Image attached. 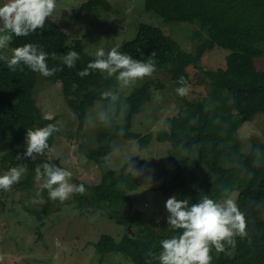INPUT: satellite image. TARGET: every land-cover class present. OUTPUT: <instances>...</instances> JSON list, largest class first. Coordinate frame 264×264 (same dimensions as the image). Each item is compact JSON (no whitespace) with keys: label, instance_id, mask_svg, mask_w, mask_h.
<instances>
[{"label":"trees","instance_id":"16d2710c","mask_svg":"<svg viewBox=\"0 0 264 264\" xmlns=\"http://www.w3.org/2000/svg\"><path fill=\"white\" fill-rule=\"evenodd\" d=\"M97 8L109 11L110 4L107 0H87L79 12L91 13ZM144 10L167 20L199 24V30L192 34L193 39H200L193 53L181 51L170 36L144 23L139 24L136 35L118 49L141 61H147L149 54L155 51L153 74L166 73L176 88L181 87L178 83L181 77L187 84L189 66L202 69L200 60L206 51L214 47L228 51L224 68L201 72L209 88L206 97L184 100L181 110L165 119L166 131L160 130L157 134L173 148L184 149L185 155L168 165V181L163 176L156 178L155 190L170 196L180 195L177 199H188L190 205L203 196L220 201L225 188L229 195L238 190L236 202L245 216L247 234L243 238L236 236L235 245L226 244L222 252L212 248L211 264H264V141L253 140L248 152L242 153L238 137V129L244 122L252 120L259 112L264 113V69L257 71L254 66V58L262 54L261 45H264L261 44L264 42V0H144ZM26 43L41 46L48 53L49 68L63 69L43 78L51 86L61 88L66 106L78 121L77 132L81 131L87 111L94 103H104L96 146L88 149L82 143L77 144V152L90 163L86 165L83 161V164L88 169L96 166L100 180L87 185L74 179V184H83L86 191L83 195L74 193L73 202L82 208L101 207V204L107 206L105 210L116 208L122 216L119 220L127 226L134 225L137 230L134 234H124L119 241L110 235H101L94 244L96 251L101 256L120 253L134 264H158L148 253L158 255L160 241L178 236L182 230L167 233L156 230L158 223L141 222V212L134 207L136 198L129 196V192L141 185V175L131 173L128 163L110 169L104 156L111 151V141L115 138L135 141L138 149L149 143L152 137L149 133L142 136L131 131L132 120L141 106L150 101V84L153 92L163 89L164 84L157 79L145 81L122 97L124 91L98 71L81 78L77 73L94 58L85 52L81 40L71 37L51 17L42 29L26 37H13L10 45L15 48ZM69 51L77 52L80 57L71 69L61 63V57ZM0 55H3L1 50ZM38 75L23 65L11 71L6 62L0 60V155L7 163L1 167L7 171L12 167L25 168L20 185L26 190L34 189L35 184L42 181L36 178L38 166L49 163L66 169L59 158L17 157L25 151L29 129L49 123L59 128L58 117L44 120L32 97ZM107 90L116 92L119 98L111 102L101 99V92ZM124 104L127 109L121 116ZM67 129L63 123V129L54 133L48 144L53 143L54 135L63 134ZM48 206L42 205L41 212L45 215L49 213ZM27 209L40 218L39 212Z\"/></svg>","mask_w":264,"mask_h":264},{"label":"rangeland","instance_id":"374dc122","mask_svg":"<svg viewBox=\"0 0 264 264\" xmlns=\"http://www.w3.org/2000/svg\"><path fill=\"white\" fill-rule=\"evenodd\" d=\"M86 1L56 0L57 7L51 17L60 23L71 37L81 40L85 52L94 59L99 48H104L105 51L113 47L119 49L123 42L136 35L141 23L159 28L185 53L195 52L200 43V39L192 38V34L199 30L196 21L164 19L152 11H145L144 0H107L110 4L109 11L97 8L91 13L79 12ZM5 2L6 0H0V5ZM261 47L262 54L254 58L257 71L264 69V45ZM13 48L9 45L1 52L10 57ZM227 53L225 49L214 47L203 54L200 60L201 70L189 66L187 85L190 86V91L183 97L176 93L177 88L164 72L144 78L131 88H120L124 91L121 92L123 97L142 86L145 81L157 79L164 84L163 89L154 92L150 84V101L141 106L139 113L132 120V132L139 135L152 134L149 146L140 150L137 148V142H126L119 137L111 142L110 149L114 145V151L104 157L110 169H117L128 163L131 173L141 175V185L135 191L129 192V196L136 198L134 207L141 212L140 221L144 224L158 223L157 231L168 229L170 233L175 230L166 223L168 213L164 205L170 195L155 190L156 178L163 176L168 181V165L182 158L185 150L173 148L169 141L157 142L155 134L164 127L163 120L174 115L183 106L184 100L206 97L209 88L205 85L201 72L204 69L224 68ZM102 74L117 84L114 76L107 77L106 73ZM41 76H37L32 92L36 105L43 115L52 114L58 117L60 129H63V123L68 129L63 134L54 135L46 155L37 157L59 158L62 165L72 172L70 183L74 184L73 181L77 178L91 185L97 184L100 172L96 166L91 169L86 167L90 163L77 152V144L82 143L88 149L95 147L100 121L104 117V103H94L87 111L81 131L77 132L78 121L73 111L66 106L61 88L58 85L51 86ZM238 137L242 153L248 152L253 140L264 141V113L259 112L252 120L244 122L238 129ZM6 164L0 155V175L7 172L1 167ZM23 179L24 173L21 180L8 191L0 189V264H134L130 258L120 253L101 256L94 247L103 234L119 241L126 233H136L134 225L127 226L119 220L122 216L117 213L116 208L105 210V204H101V207L76 208L71 196L64 202L51 200L47 190L37 197L36 193L43 181L36 183L34 189L26 190L20 185ZM237 194L238 190H234L230 196L236 200ZM46 204L49 205L47 215L41 212L42 205ZM26 207L39 212L40 218ZM110 215L113 217L110 218Z\"/></svg>","mask_w":264,"mask_h":264},{"label":"clouds","instance_id":"9594fccd","mask_svg":"<svg viewBox=\"0 0 264 264\" xmlns=\"http://www.w3.org/2000/svg\"><path fill=\"white\" fill-rule=\"evenodd\" d=\"M56 7V0H6L0 5V50L6 49L10 45L13 37H26L37 29H42L45 21L52 16ZM52 20L54 21L53 18ZM155 55L156 53L153 51L149 54L147 61H141L127 53L120 52L115 47L108 51L99 48L95 52V59L90 61L87 67L79 71L77 75L83 78L90 72L98 71L106 73L107 77L114 76L119 88H131L138 81L152 76L156 71ZM47 58L48 53L41 46L33 43H26L11 49L10 57L0 55V60L5 61L11 71H15L17 67L23 65L34 73L50 77L57 71L63 70L62 68H49L46 63ZM79 59L77 52L69 51L61 57V63L71 69L75 67L76 61ZM178 83L181 87L176 89V93L182 97L186 96L190 91V86L186 84L183 77ZM100 95L101 99L110 100V102L119 98L117 93L112 90L103 91ZM126 109L127 105L124 104L121 116L124 115ZM175 114L169 117H173ZM53 118L52 114L43 116V119L48 121ZM165 119L163 120L164 127L160 129L163 131H166ZM59 131L57 125L52 123L35 130L29 129L25 137V151L22 154L18 153L17 157L35 160L37 156L46 155L47 149L51 145L48 144L49 138ZM159 131L155 134V140L165 142V140L159 139V135H157L161 133ZM149 134L152 136L151 133ZM149 144L150 141L146 146ZM113 151L114 145L108 155ZM25 171L26 169L23 167H12L0 175V189L8 191L21 180ZM35 171L37 180L43 181L40 184V190L36 193L37 197L47 190L51 200L64 202L71 196L73 202L74 193L83 195L86 191L83 184L70 183L72 172L67 168L44 163L42 166H38ZM75 179L89 185L84 180ZM73 182L75 183V180ZM223 192L224 198L221 201L203 196L198 202L191 205L188 199L178 200L175 195L170 196L164 205L169 214L166 223L172 229L182 230V232L178 236L174 235L161 240V251L158 255L151 251L148 255L157 260L158 264H211L210 252L212 248H215L217 252H222L226 244L235 245L236 236L241 238L246 236L244 214L240 211L236 200L228 194V189L225 188ZM92 206L96 207V205ZM75 207L82 208L76 205ZM162 231L169 233L168 229Z\"/></svg>","mask_w":264,"mask_h":264}]
</instances>
